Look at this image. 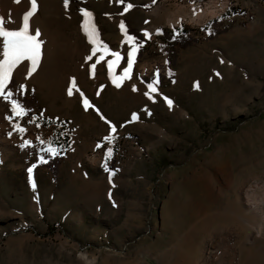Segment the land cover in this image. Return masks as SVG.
Segmentation results:
<instances>
[{"label": "rangeland", "instance_id": "rangeland-1", "mask_svg": "<svg viewBox=\"0 0 264 264\" xmlns=\"http://www.w3.org/2000/svg\"><path fill=\"white\" fill-rule=\"evenodd\" d=\"M124 1L36 0L39 63L0 94V264H264V0ZM31 10L0 0L5 30Z\"/></svg>", "mask_w": 264, "mask_h": 264}, {"label": "snow or ice", "instance_id": "snow-or-ice-1", "mask_svg": "<svg viewBox=\"0 0 264 264\" xmlns=\"http://www.w3.org/2000/svg\"><path fill=\"white\" fill-rule=\"evenodd\" d=\"M67 2L68 0H65L66 4ZM131 7H132L131 4L127 5V8H131ZM36 8H37L36 0H31L32 10L24 15L23 25L19 27L18 30H5V28L3 27L2 20H0V37L3 38V51H2L3 59H0V94H3L5 85L9 82L12 70L19 62L25 59L31 61V66L33 70H35L36 66L39 63L41 57V45H42V41L39 39L40 32L37 29L33 33L30 29V24H29V19L34 14ZM127 8L125 9V11H127ZM81 11L83 12L86 18H90L92 15L90 12H87L83 9H81ZM120 27L121 30L124 29L123 23H121ZM84 30L87 33L90 42H92L93 44L97 43V40L95 39L97 35V30L95 26L93 24H90L87 19L85 21ZM147 35L148 33H145V36ZM133 39L134 38L131 36L127 37V40L129 42L133 41ZM137 47L139 46L138 45L133 46L132 50L128 52V62H127L128 66L127 68L124 69V73L120 77L121 80L128 76L129 70L131 69L133 63L132 57ZM112 56L115 57V60L109 61L108 64L109 69H111L112 66L120 60L119 53L113 52ZM113 82L117 84V87H119V83L115 78L113 79ZM154 83L155 82L149 83L147 85L149 91L146 92L145 95L149 96V98H151V93L157 91V89L154 87ZM196 86L198 87V85ZM71 94H72V90L69 89V95ZM11 95H12L11 92L7 93L5 99H8ZM81 97H83V93H81ZM82 102L85 109L91 106L89 100L86 98H83ZM167 103L170 106L172 102L171 100H167ZM11 104H12V112L15 115L23 116L25 114L26 110L16 100H12ZM101 118L103 119V117ZM132 119L133 120L137 119L135 114H133ZM18 131L24 132L25 130L23 128H18ZM112 132L113 133L115 132L114 127L112 128ZM9 135H11V133H9ZM113 138L114 137H105L104 139L109 140ZM37 139H39V137ZM43 142L44 141H41V143ZM30 143H31L30 141H24L22 144L19 145V147L26 148L30 146ZM48 143L51 145V141H49ZM97 147H101V145L98 144ZM41 151H47L52 155H56L59 153L60 149L49 146L47 149H41ZM110 154H111V149H108L106 156H110ZM45 162L46 161H44L42 157L39 159V163H45ZM35 166L36 165H33L32 167L28 168L27 171L29 173V176H31L33 167Z\"/></svg>", "mask_w": 264, "mask_h": 264}, {"label": "trees", "instance_id": "trees-1", "mask_svg": "<svg viewBox=\"0 0 264 264\" xmlns=\"http://www.w3.org/2000/svg\"><path fill=\"white\" fill-rule=\"evenodd\" d=\"M117 1L121 5L126 3L124 0H117ZM247 23H248L247 21H242L241 25L245 26ZM169 33H172V34H169ZM186 33L187 32L184 29L178 28V29L174 30L173 32H165V31L160 30V31H158L157 36L162 38L166 43H169L171 46H173L174 44L180 43L179 47H183L184 43L187 42V40H185L187 38H184ZM135 37L139 40L140 44H142V42H141L142 38L139 35L135 36ZM138 54H139V51L137 50L135 55L138 57ZM4 98H5V96H4Z\"/></svg>", "mask_w": 264, "mask_h": 264}, {"label": "built area", "instance_id": "built-area-1", "mask_svg": "<svg viewBox=\"0 0 264 264\" xmlns=\"http://www.w3.org/2000/svg\"><path fill=\"white\" fill-rule=\"evenodd\" d=\"M154 72L157 76L161 74V71L159 69H156Z\"/></svg>", "mask_w": 264, "mask_h": 264}]
</instances>
